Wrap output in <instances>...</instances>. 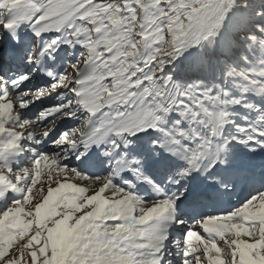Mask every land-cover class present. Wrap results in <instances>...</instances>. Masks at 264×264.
I'll return each instance as SVG.
<instances>
[{"label":"snow or ice","instance_id":"snow-or-ice-1","mask_svg":"<svg viewBox=\"0 0 264 264\" xmlns=\"http://www.w3.org/2000/svg\"><path fill=\"white\" fill-rule=\"evenodd\" d=\"M62 45L84 51L57 73ZM49 140L59 151L27 149L19 167ZM94 147L109 175L64 163ZM238 147L264 154V0H0V264H173L172 248L180 264H264V161ZM124 173L152 199L115 184ZM239 184L261 190L188 224Z\"/></svg>","mask_w":264,"mask_h":264},{"label":"bare ground","instance_id":"bare-ground-1","mask_svg":"<svg viewBox=\"0 0 264 264\" xmlns=\"http://www.w3.org/2000/svg\"><path fill=\"white\" fill-rule=\"evenodd\" d=\"M63 54H64L63 51H61V55H63ZM22 157H25V152L22 154ZM262 161H264V157H262V158H253L252 157L251 159L247 158L245 160L246 163L250 162V163L254 164L256 166V171L258 173L261 171V168L259 167V165L261 164ZM18 164H19V160H18ZM195 181H197L199 183H203L204 182L201 178H198ZM253 189L260 190L261 186L259 184H256V185L239 184L233 191H231L229 193H233L234 192L235 194H237V197H238V203L237 204H239L240 202H242L247 197V195ZM224 195H225L224 193L220 192V193H217L215 195V197L212 199V201H215L216 206H217L218 209L220 208V210H224V208L226 207L225 205L227 203H229L228 201H231V203H232L231 206L237 205L233 201L234 198H232V194H230V196L227 197V198H225ZM230 209H232V207ZM228 211H230V210H228Z\"/></svg>","mask_w":264,"mask_h":264},{"label":"rangeland","instance_id":"rangeland-1","mask_svg":"<svg viewBox=\"0 0 264 264\" xmlns=\"http://www.w3.org/2000/svg\"><path fill=\"white\" fill-rule=\"evenodd\" d=\"M48 35H52L53 36V38H55V36L56 35H58V34H48ZM62 47H66V46H61V48ZM60 48V49H61ZM59 49V50H60ZM69 51H71L72 52V55H68L67 56V58H66V60H67V62H68V66L70 65V64H73V63H77L78 62V60H79V56H80V54L84 51L83 50V48H78V49H70ZM190 51H195V50H190ZM189 55V53H185V56H188ZM68 66H67V68H66V70H68ZM65 70V71H66ZM237 119H239V117H237ZM170 123V122H169ZM79 124H80V122H78V125H77V127L79 126ZM236 151L237 152H239V153H241V157H242V159H243V161L245 162V160L247 159V158H249V159H251L252 157L253 158H262V157H264V154H258V155H254V156H248V155H246V154H244V151H243V149L242 148H237L236 149ZM251 157V158H250ZM64 163H65V161H64ZM66 164V163H65ZM110 163L109 164H106L105 166H106V168H107V171L105 172V176H107V175H109L110 174V171H111V169H110ZM27 166H29V161H28V163L27 164H24L22 167H27ZM42 179H45V177H42ZM77 183H80V182H77ZM119 186V185H118ZM38 187H39V185H38ZM255 189H253V190H251L250 191V193L247 195V197L239 204V205H236V207H234L233 209H230V211H232V210H234V209H236V208H238L239 206H241V204L247 199V198H250V196L251 195H255L256 194V192L257 191H254ZM261 190V189H260ZM234 198H238L237 196L236 197H234ZM3 205H2V203L0 204V207H2ZM229 210V209H228ZM230 211H225V212H223V213H228V212H230ZM183 235H184V233H183ZM178 264H180V263H178Z\"/></svg>","mask_w":264,"mask_h":264}]
</instances>
